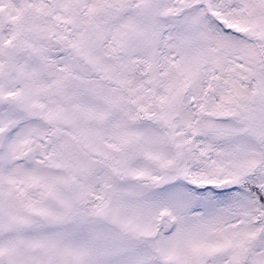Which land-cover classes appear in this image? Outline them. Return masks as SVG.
Segmentation results:
<instances>
[{
    "label": "snow or ice",
    "instance_id": "6c2138e0",
    "mask_svg": "<svg viewBox=\"0 0 264 264\" xmlns=\"http://www.w3.org/2000/svg\"><path fill=\"white\" fill-rule=\"evenodd\" d=\"M0 264H264V0H0Z\"/></svg>",
    "mask_w": 264,
    "mask_h": 264
}]
</instances>
